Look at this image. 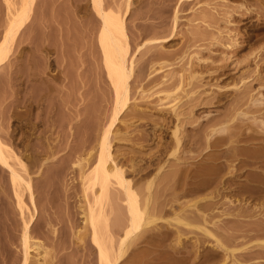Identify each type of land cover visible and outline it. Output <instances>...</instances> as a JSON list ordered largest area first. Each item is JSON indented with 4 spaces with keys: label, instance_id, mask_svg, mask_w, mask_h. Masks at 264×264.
<instances>
[{
    "label": "rangeland",
    "instance_id": "374dc122",
    "mask_svg": "<svg viewBox=\"0 0 264 264\" xmlns=\"http://www.w3.org/2000/svg\"><path fill=\"white\" fill-rule=\"evenodd\" d=\"M74 1H53L54 7L51 14L49 7H47V3L51 2L50 0H36L29 25L18 34L8 51L5 62L0 66V123L4 121L0 124V138L17 155H21V159L28 163H26V166L29 165L27 174L24 176L31 179L37 208V215L29 234L32 238L31 241L38 243L40 252H43V254L38 255L39 257L37 256L39 261H34L35 264H98L95 249L89 236H84L86 233L84 234L83 231L85 230L81 227L85 199L80 169L83 166L82 170L87 173L93 167L94 163L92 161L94 162V160H90L89 164L86 165L87 162L85 163L83 160V158H86L84 154L77 157L73 153L71 158L70 152H73L72 147H76L82 143V140H85V135L94 130L93 128L98 127V124L102 122L103 115L110 112L112 91L102 67L100 52L96 47L97 32L94 29L97 27V22L95 23L89 17H81L84 11L75 9L73 5L76 1ZM175 1L130 0V3H125L126 0L125 2L124 0H102L106 8L115 11L119 9V13L123 14L127 41L130 46V56L131 53L134 55V68L129 76L130 85H137L140 77H142L141 80H144L146 70L152 72L153 69L158 67L157 65L162 64L161 62H166L165 60L172 61L175 55L173 52L184 48L187 42L194 37V34L196 37L202 31L201 34H204V39L203 42H200L202 44L210 43L209 41L216 37L213 34L216 30L214 27L223 24L227 20L230 21L228 23L230 28L234 29L231 32L232 35L227 39L234 37L237 43L232 49H228L225 60H222L223 62L220 59L212 60L211 57L208 58L206 50L197 51V48H192V54L198 58L202 57L201 59L208 65L215 66L227 63L234 70L226 80L219 81L218 84L222 86V89L220 85L218 86L219 89L213 85L214 81H211V77L214 75L213 71L196 74L197 79L200 78L199 81L203 88H199L195 94H190V96L192 95V101L190 100V104H186L182 108L184 115L178 123L179 137L181 138L178 145L174 144L171 135L173 116L170 115L167 108L159 111L143 106L140 109L142 111L140 115L131 119V123L136 125L137 131L132 132L134 134L124 133V135L126 134L124 139L121 135L120 139L114 138V131L110 134V151L114 159L123 161L129 166L133 164L131 169L130 167L126 168V178L128 177L127 179H130L133 183L135 180H142L134 184L137 186L142 182L139 188L137 186L138 189L135 187V190L141 191L143 184L149 181L153 186L152 189L163 191L161 200L167 199L169 202L162 208L161 212H159L160 210L157 211V226L154 224L153 228L145 233V240L132 238L130 239L132 240L131 244L128 240L126 245L129 246L127 248L125 246L123 250L125 252H122L121 256L118 257L116 264H171L179 259L187 261L188 264L190 262L200 264L204 256H210L208 263L205 264H224L220 261V249L214 247L210 243L211 241L208 243V241L203 242L201 240L202 242L194 244L195 234L185 233L181 236V241L176 243V239L173 238L172 223L174 220L172 215L174 212L179 211L180 206H184L188 202H205L209 191L216 189L215 183L213 184L214 187L207 190L202 188L200 178L193 177L200 167L210 164V162L216 163L209 157L213 154H219L223 150V147L216 149L206 147L203 130L206 129L207 131L206 122L209 118H215L219 116L218 114L225 113L227 99L229 100L238 90L244 87L250 88L257 83L254 80L257 77L256 62L261 66L264 75V3L261 0H202L200 3L192 2L183 6L180 3H175ZM219 1L223 3H217ZM81 3H86L87 8L90 10L88 0H83ZM206 9L213 13L211 17H214L212 19L208 15L211 20L206 19L202 23L199 20L203 21L205 17H208L202 18L199 13L202 10L206 11ZM125 10H127V14L124 13ZM50 14L55 21L52 29H49L48 26L51 18ZM174 15L178 18L173 30ZM6 17L5 3L0 0V41L6 28ZM208 20L211 21L210 24H208ZM90 23L94 25L93 33L95 35H90L88 32L89 28H92ZM207 30L210 31H208L209 35ZM154 37L156 40H154ZM214 38L211 42L217 40V37ZM227 39H223V41ZM144 43L146 44L144 45ZM48 44H51V48ZM183 44L185 45L183 46ZM245 58H249L248 61ZM242 76L245 80L241 82ZM145 81L141 82L143 86L147 83ZM242 83H244V87ZM138 85L135 88H132L135 85L131 86L132 92L133 90L136 91ZM190 89L191 87L187 88L188 91ZM202 90L207 92L199 93ZM132 92L131 96L133 95ZM218 95L222 97L220 98ZM253 96L259 98L256 90ZM260 98L264 100V94ZM196 99L198 102H196ZM217 100L222 101L218 103ZM132 102V99H130L127 106ZM128 111L129 107L122 115ZM18 125L21 126L19 132L14 130ZM1 132H3V135ZM6 132L11 134L10 137H7V134V138H5ZM137 137L138 141L135 139ZM20 138L26 140L25 143L27 142L28 147L24 148L22 146L20 141L22 139ZM192 142H195V144ZM258 143V141H249L245 144L257 146ZM84 151L86 152V150ZM22 156L27 158L23 159ZM27 159L31 160L28 161ZM75 159L83 161L82 163L85 166L79 162V164H75L79 161ZM31 161H35V164L33 165ZM175 170H177L178 176L164 182L163 176L170 172L173 173ZM220 174L225 173L222 171L218 175ZM198 184L201 186L199 187ZM10 187L8 171L0 170V264L20 263V259H22V249H20L22 222L24 218V220H27L32 213L28 193L25 190L22 191V199L25 204L24 215L21 216L17 212L16 201L14 195H12L13 190ZM190 187L196 188L197 193L195 191V193L188 192ZM114 191L116 189L112 186L109 190L110 199L108 198L104 203L105 211L109 215V223L112 226L113 247L116 240L119 239L118 235H120L115 232L114 221L121 217L125 219V215L122 214L125 209L121 210L124 205L121 204L120 198V201L116 200L114 193H112ZM181 193L184 197L180 196L181 198L179 197L178 201L173 202L172 195ZM87 194L91 199V193L87 191ZM230 199L233 200L234 197L227 195L226 199H220V197L215 196L216 207L211 213L215 215L220 211H231L229 207L237 202L231 203L229 202ZM263 200L259 202L258 207H260L255 209L256 215L253 219L250 218L255 222L257 218V222L264 223ZM242 203L245 206L248 204L253 207L254 202ZM115 210L120 211L116 213ZM231 217L236 219L233 216L229 218ZM233 221L228 223V227L225 225L223 229L221 227L217 228L218 231L223 236H232L234 234L233 229L237 224ZM218 224L222 223L219 221ZM158 234L159 236H157ZM197 235L199 238L203 237L199 233ZM81 237L83 238L81 239ZM155 239H158V243ZM116 248L117 246L113 250H116ZM31 253L30 258L34 255V252L33 255ZM251 253L250 256L255 254ZM247 254H243V256H247ZM138 255H140V260L136 259ZM34 257L30 260L31 264L34 263ZM162 258L165 262L162 261ZM256 261L258 260H254V262ZM246 262L248 263L245 264L253 263V261Z\"/></svg>",
    "mask_w": 264,
    "mask_h": 264
},
{
    "label": "bare ground",
    "instance_id": "6f19581e",
    "mask_svg": "<svg viewBox=\"0 0 264 264\" xmlns=\"http://www.w3.org/2000/svg\"><path fill=\"white\" fill-rule=\"evenodd\" d=\"M3 1L6 7L7 22H6L5 31L0 41V66L3 65V63L5 62L6 56L8 55V51L10 50L11 45L16 40L18 34L26 26L29 25L34 3H36V0H18V1L3 0ZM50 1H51L50 3H47V7H49L50 13L52 14V8L54 7L52 2L55 0H50ZM75 1L73 5L75 6V9L77 8L79 10L84 11L81 17H87V18L89 17V19L94 20L95 23L97 22V27L95 29L93 28L94 25H91L90 23V26H92V28H89L88 32L90 35L94 34L93 29L96 30L97 32L96 47L100 52L102 67L105 71L106 78L110 85L109 87H111V91H112V100H111L112 107L110 108L111 110H109L110 112H108V114L107 113L104 114L103 115L104 117H102L103 119L100 118L102 122L98 124V127L93 128L94 130L90 131V133L85 135L86 136V138H84L85 140H82V143L77 145L76 147H72L73 152L72 153L70 152L71 158L73 157L72 156L73 153H75L73 155L77 157H80L81 155L84 154L86 158H83V160L85 161V163L87 162L86 165L89 164L88 162L90 160L91 161L94 160V162L92 161V163H94L93 167L87 173H85L82 170L84 168L83 166H81L82 169H80L82 186L84 188L83 195L85 199V206L82 211L81 227H83L82 229L85 230L83 231L84 234L86 233L84 236L86 235L89 236L92 246L95 249L98 264H116L117 259L119 256H121L123 250L125 249V246L126 248L127 246H129L126 245L128 240L132 238L145 240V233L149 232L153 228L154 224L156 225V220L158 218L156 214L158 213L157 211L160 210L159 212H161L162 208L166 206L167 203L169 202L167 199L161 200V198L163 197L162 196L163 191L161 190L158 191L157 189L154 190V188L152 189L153 186L149 181L146 182V184H143L144 186L141 188V191L135 190V187L136 189H138L142 184V182L140 184L138 183L139 184L137 185L138 188L134 184L142 180H135L136 182L134 181L133 183L130 179H127L128 177L126 178L125 176L126 168L130 167L131 169V165L133 166V164L129 166V164L127 165L123 161L120 160L116 161L114 159V156L110 151L111 148L110 134H112L114 131L113 133L114 138H119V139L121 136L124 139V136H126V134L128 133L134 134L132 132H135L136 125H133V123H131V119L136 118L140 115V112H142L140 111V109L143 106L150 107L151 109L159 110V111L167 108L169 109L167 111L170 113V115L172 114L173 116V125H172L173 128L171 127L172 128L171 135L175 142L174 144L178 145L179 142L181 141V138L179 137L178 123L181 121V117L184 115L182 108L186 104L187 105L190 104L189 102L192 101L191 100L192 95L190 96V94H195L199 90V88L201 87L203 88L202 84H200L199 81L200 78L197 79L196 74L213 71L214 75H212L211 81H214L213 85H215L219 89L218 87L220 85L218 84L219 81L226 80L228 77H230L232 70H234L233 68L231 69V67L227 63L222 65L221 64L215 65V66L208 65L204 60L201 59L202 57L199 56L200 58H198L193 56L192 48L193 49L197 48L196 49L197 51L206 50L208 52L207 53L208 58L211 57L212 60L220 59L222 61L225 60L224 58H226L225 55L228 53V49L230 48L232 49V47L236 46L237 42L234 37L227 39V37H230L232 35L231 32H233L234 30L230 28V26L228 25V23L230 22L229 20L225 21L221 25H218L217 27H214L216 30L214 31L215 33L213 34L216 35L217 40L216 41L213 40L214 42H211V40L214 37L212 39L210 38L211 40L209 41L210 43L208 44L207 43L202 44L200 42L204 39L203 36L204 34L202 35L201 34L202 31L200 32L198 30L200 28H198L197 30L200 32L198 36L196 35L195 37L194 34L193 36L195 38L194 37H192L193 39L189 38L190 41L187 42L186 45L183 44V46L185 45L184 48L181 49L178 48L179 51L173 52L175 53V55L173 56L174 58H172L173 59L172 61L169 62L168 60H165L166 62H161L162 64L159 63L160 65H157L158 67L156 66L157 68L153 69L152 72L146 70V72L144 73L146 77L144 78L143 76L144 80H146L145 82H147L145 83L147 84L146 87H144L145 84L144 86L142 85L143 83L141 82H144V80L143 79L141 80L142 77H140V80L137 81L139 85L137 83L138 87L136 88V91L133 90L134 92L133 93L131 86L135 85L134 87H132L135 88L137 85L136 84L130 85L129 76L134 68V64H133L134 55H132L131 53L132 57L130 56V50H129L130 46L127 41V35H126V30L124 27L125 25L122 16L123 14L121 15L119 13L120 12L119 9H117L118 11H115L111 8H106L103 5L102 0H88L89 2L88 7H90V10L87 8L86 3H81L83 0H75ZM201 1L202 0H176L175 3H180L184 6V4L187 3H192V2L200 3ZM261 1L262 3H264V0ZM125 3H130V0H126ZM217 3L221 4L223 2L219 1ZM127 10H125L124 12L125 14H127ZM199 14L202 18H204L205 16L208 17V18L205 17L203 21L199 20L202 23L205 22L204 20L214 17V16L211 17V14L213 13H211L207 9L206 11L202 10ZM176 15H174L173 18V30H174V24L177 21L176 19L178 18L176 17ZM208 15H210V18ZM214 15L216 16V14ZM200 16L198 15V17ZM210 22L208 24H210ZM48 23H49L48 24L49 29H52V27L55 25V21L52 18V16ZM58 25L60 26L59 23ZM208 26L210 27V25ZM214 28L212 27V29ZM208 31L209 30H207V32ZM209 32L208 35L210 34ZM223 39H227V40L223 41ZM154 40H156L155 37ZM145 44L146 43H144V45ZM48 45L51 48V44ZM92 48H93V44H92ZM200 59L204 62H202ZM248 59L246 60L248 61ZM255 64H256L255 67H256L257 77L254 80L257 83L250 88L244 87L245 82L242 83L243 84L242 86L244 88L238 90L235 94H233L229 98V100L227 99V101L225 102L227 104L225 113L223 114L220 113L218 114L219 116L215 118L213 117L209 118L206 122L207 131L205 128H204L205 131L203 130L204 133L203 137H205L204 139L206 142V147L215 148V149L219 147H223V150L219 154H215V155L213 154L209 157L216 163L210 162V164H205L204 166L200 167V169L197 170L196 174L193 177L200 178V184L203 186L202 188L207 190L216 185L215 186L216 189L209 191V194L207 195V200L205 202H202L201 200L200 201L202 203L201 202L197 203V201H193V200H192L193 202L190 203L188 202L187 204L185 202L186 205L180 206L179 211L174 212L172 215L174 220V222L172 223L173 224L172 231L174 236L173 238H175L176 239L175 241H177L176 243H179L181 241V236L184 235L185 233L195 234L193 240L195 243L194 242L193 243L196 244L197 242L199 243L202 241L203 242L208 241L209 243V241H211L210 243H212L214 247L220 249L221 251L220 261L223 262L224 264H245L248 263L246 261L249 262L253 261L252 264H264V223L260 221L257 222V218H256V222L255 220H252L253 217L256 215L255 209L260 207V206L258 207L260 200L264 199V105H263L264 100L260 98L264 94V75L262 73L261 66L257 62ZM243 80L245 79L242 76L241 82ZM189 87H191L192 91H190L191 89L189 91L187 90V88ZM224 89L225 88L223 87V90ZM255 90L259 95V98L253 96ZM205 91L206 90H202L199 93L201 92L204 93ZM216 91L218 90L216 89ZM131 92L133 94L132 96H131ZM224 95L226 98H228L226 94ZM218 96L220 98L222 97L220 95ZM130 99H132L133 102L127 106V104H129L128 101H130ZM197 99L196 102H198ZM221 101L222 100H217L218 103H220ZM127 107H129V111L126 112L124 115H122ZM20 129L21 126L18 125L15 127L14 130L19 132ZM3 132H1L2 135ZM124 133L126 134L124 135ZM7 134L8 133L6 132L5 138L10 137L11 135L8 134L7 136ZM135 139H137V141L139 140L138 137ZM132 140L133 138L131 139V141ZM20 141L22 142V146L24 148L28 147L27 142L25 143L26 140L24 141L22 139ZM249 141H258L259 145L258 144L257 146L246 145L245 143ZM195 142L192 143L195 144ZM84 150H86V152ZM79 159H75V160L77 161ZM11 161L13 163H10ZM78 162L84 165L82 163L83 161L81 162V160L77 161L75 164H77ZM26 163H27L26 161H23L21 159V155H17L11 149V147L5 145L0 138V170L3 171L7 170L9 173V184L11 186L10 188H12L11 190H13L12 195H14L13 197L15 198L16 201V207L18 209L17 212H19L21 216L24 215L23 213L25 210V204L22 199V191L24 190L27 191L28 193L29 202L32 207V213L30 214V217L29 218L27 217L28 218L27 220H24L25 218L23 217L24 219L22 222V229L20 236V243H21L20 249H22V259H20L21 264H31L32 262L30 260L34 256L36 258L34 257L35 260L33 259V262L37 260L39 261L37 256L39 254H43V252H40L39 250L40 245L36 242L31 241L32 238L29 234L30 232L29 230L32 224H34L35 217L37 215V208L35 204L33 184L31 182V179L29 177L24 176L27 174V167L29 166V165L26 166ZM32 163L34 165L35 161ZM130 163L132 162L130 161ZM15 166H17L18 168H16ZM177 170L173 171V173L170 172L169 174L167 173V175H164L163 176L164 182L171 180L172 177L174 179L176 176H178ZM156 171L158 170L156 169ZM222 171H224L225 174L218 175ZM214 183L215 185L213 186ZM112 186L114 187V189H116V191L112 192L114 193L116 200L118 201L120 198V200L122 201L121 204L124 205V207L121 205L122 206L121 210L125 209L124 213H122L121 211V213L125 215V219L121 217V218H117V220L114 221L115 232L116 234H120L118 235L119 237V239H117L118 241L116 240V243L114 244L115 246H117L116 250L115 249L113 250L115 246L113 247L112 244L114 241H112L113 238L112 229H111L112 226L109 223V215L106 213L104 208V203L109 198L110 195L109 190ZM87 191L91 193L92 196V197L90 196L91 199L87 196L88 195ZM194 191L196 192L197 189L194 187L193 188L190 187L188 192L195 193ZM184 194L186 195V193ZM227 195L229 196L232 195L234 197V199L233 200L230 199L229 202L231 203L237 202L229 207L231 211H227V212L220 211L221 213L219 212L215 215L212 214L211 212H213L216 207L215 206L216 202L214 201L215 196L220 197V199L221 198L226 199ZM172 196L174 202V201H178L179 197L180 196L182 197L183 194L182 193L173 194ZM242 202H246V203L254 202L253 207L248 204L245 206ZM115 211L117 213L118 210ZM222 216L223 218L220 219V217ZM230 216L236 217V219L232 217L229 218ZM232 220H234L235 223H237L233 229L234 234L232 236L229 235L223 236L218 231L217 228L221 227L223 229L225 225H227L226 227H228V223L229 222L232 223ZM219 221L222 224L219 225L218 224ZM168 223L170 224V222ZM230 227L232 226L230 225ZM164 233L163 235L164 237H166ZM198 233L201 234L203 237L199 238V236L197 235ZM166 235L168 236L167 232ZM157 236H159V234ZM160 236L162 235L160 234ZM82 238L83 237H81V239ZM147 238L148 236L146 237V239ZM155 240L157 241L156 243H158V239ZM130 242H132V240H130L129 243ZM151 242L153 243V241ZM252 251H256V252H252ZM45 252L49 254L48 251L45 250ZM251 252L255 254L250 256ZM30 253L33 255L31 256L32 258H30ZM243 254L245 255L247 254V256H243ZM139 258L140 255L136 256V259ZM209 259L210 256H204L200 264L208 263L207 261H209ZM254 260H258V261L254 262ZM162 261H164V259ZM15 263H17V261H15ZM35 263L36 262H34L33 264ZM162 264H169V263H162ZM171 264H188V262L183 259L182 260L179 259L172 262ZM189 264H192V262H190Z\"/></svg>",
    "mask_w": 264,
    "mask_h": 264
}]
</instances>
